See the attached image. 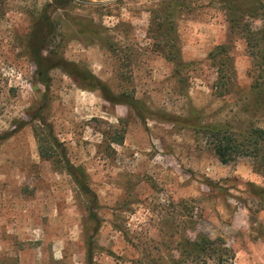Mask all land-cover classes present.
Here are the masks:
<instances>
[{
    "label": "rangeland",
    "instance_id": "obj_1",
    "mask_svg": "<svg viewBox=\"0 0 264 264\" xmlns=\"http://www.w3.org/2000/svg\"><path fill=\"white\" fill-rule=\"evenodd\" d=\"M48 1L0 0V134L27 123L0 148V264H87L91 246L93 264H191L179 248L201 236L222 239L233 264H264V207L255 194L264 172L249 156L223 164L203 134L159 120L194 114L264 128V110L251 104L253 58L220 0H198L182 17L179 74L149 32L163 0H71L54 14L63 57L115 94L144 101L157 115L146 121L99 90L80 89L62 69L51 72L48 89L36 83L26 39ZM222 45L236 70L225 96L211 57ZM39 115L56 140L52 160L40 155L35 127L44 135L48 128ZM65 158L85 169L94 204L63 170Z\"/></svg>",
    "mask_w": 264,
    "mask_h": 264
},
{
    "label": "trees",
    "instance_id": "obj_2",
    "mask_svg": "<svg viewBox=\"0 0 264 264\" xmlns=\"http://www.w3.org/2000/svg\"><path fill=\"white\" fill-rule=\"evenodd\" d=\"M198 0H163L160 11L151 12L150 33L157 38L161 37L164 57L175 65V72L180 73L183 62L181 60V43L179 38V25L184 14L197 9ZM71 0H49L36 15L31 31L26 39V48L31 60L36 66L35 79L37 84L45 88L50 87V74L55 69H62L76 79L82 90H99L102 98L114 105H125L131 108L142 121L155 118L157 115L147 104L135 97L133 93L124 92L115 94L110 87L100 81L90 70L81 68L76 63L66 60L59 51L56 39L58 38V23L54 16L58 11L64 10ZM220 10L229 24L231 33L243 39L249 53L253 58L255 72L253 71V85L251 87V104L264 110V26L258 28L255 22L264 19V0H220ZM52 47V49H50ZM218 66V81L216 90L219 95L231 94L236 86V70L233 59L229 55L228 46L222 45L211 53ZM44 102H47L44 99ZM39 123L48 128L44 130L35 127L40 155L42 158L52 160L56 140L51 126L39 115ZM164 123H173L192 129L203 134L208 139L215 155L221 163L232 162L238 156L252 157L254 169L264 172V128L250 126L238 129L229 123H205L199 116L159 118ZM16 129L0 134V148L2 144L22 129L27 123L17 120ZM123 142V137L118 141ZM63 170L69 174L78 186L81 194L95 203L96 197L89 186V177L82 167L72 165L65 158ZM256 197L264 207V188L256 187ZM91 204V205H92ZM92 219L96 221L95 213ZM181 260L191 264H233L234 254L226 247L220 238L212 239L201 236L196 240L187 239L179 248ZM87 264H93V249L89 247Z\"/></svg>",
    "mask_w": 264,
    "mask_h": 264
}]
</instances>
